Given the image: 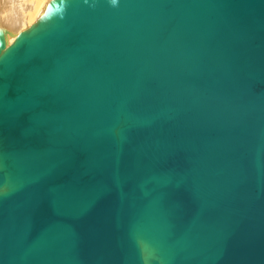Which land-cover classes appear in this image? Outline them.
<instances>
[{
	"label": "water",
	"instance_id": "95a60500",
	"mask_svg": "<svg viewBox=\"0 0 264 264\" xmlns=\"http://www.w3.org/2000/svg\"><path fill=\"white\" fill-rule=\"evenodd\" d=\"M0 31V264H264V0H51Z\"/></svg>",
	"mask_w": 264,
	"mask_h": 264
},
{
	"label": "bare ground",
	"instance_id": "6f19581e",
	"mask_svg": "<svg viewBox=\"0 0 264 264\" xmlns=\"http://www.w3.org/2000/svg\"><path fill=\"white\" fill-rule=\"evenodd\" d=\"M51 0H0V31L5 32L7 44L34 28V24L43 16ZM31 23L26 30L19 27ZM1 147V144H0Z\"/></svg>",
	"mask_w": 264,
	"mask_h": 264
},
{
	"label": "rangeland",
	"instance_id": "374dc122",
	"mask_svg": "<svg viewBox=\"0 0 264 264\" xmlns=\"http://www.w3.org/2000/svg\"><path fill=\"white\" fill-rule=\"evenodd\" d=\"M31 23L29 24H26V25H23L21 27H19V30H26L27 28H29L31 25H33V23L30 25ZM30 25V26H29ZM29 26V27H28ZM27 27V28H26ZM26 28V29H25ZM2 31V30H1Z\"/></svg>",
	"mask_w": 264,
	"mask_h": 264
},
{
	"label": "clouds",
	"instance_id": "9594fccd",
	"mask_svg": "<svg viewBox=\"0 0 264 264\" xmlns=\"http://www.w3.org/2000/svg\"><path fill=\"white\" fill-rule=\"evenodd\" d=\"M110 2H111V4H112L113 6H115V5L117 4L118 0H110Z\"/></svg>",
	"mask_w": 264,
	"mask_h": 264
}]
</instances>
